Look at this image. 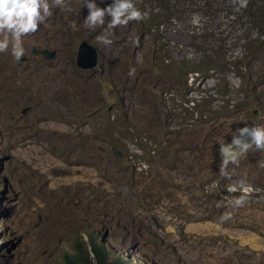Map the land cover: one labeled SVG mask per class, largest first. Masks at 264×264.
Listing matches in <instances>:
<instances>
[{
  "label": "rangeland",
  "instance_id": "obj_1",
  "mask_svg": "<svg viewBox=\"0 0 264 264\" xmlns=\"http://www.w3.org/2000/svg\"><path fill=\"white\" fill-rule=\"evenodd\" d=\"M45 2L36 33L0 29V264H60L88 235L108 261L264 264V0H132L146 18L95 30L88 6L115 0Z\"/></svg>",
  "mask_w": 264,
  "mask_h": 264
},
{
  "label": "clouds",
  "instance_id": "obj_2",
  "mask_svg": "<svg viewBox=\"0 0 264 264\" xmlns=\"http://www.w3.org/2000/svg\"><path fill=\"white\" fill-rule=\"evenodd\" d=\"M88 7L90 11L86 16L84 23L88 28L93 30H95L96 27L104 25V17L106 13L111 17L108 23L109 28L117 25L126 26L129 20H140L146 18L147 15L146 13L142 14L139 10H137L133 5L132 0H115L114 4L107 5L104 8L94 7L91 4ZM41 9L43 10V15H41ZM50 15L51 13L48 11V5L45 0H0V29H10L17 37L21 34L36 33L39 30L38 24L43 23L44 17ZM97 39L99 40L101 37H97ZM4 47L5 44L0 43V50ZM23 54L24 49L22 47H18L13 51L15 59H19V57ZM78 68L82 69L79 65ZM133 73L134 70L130 69L129 75L131 76ZM192 73H195V71L188 73L186 76H190ZM186 101V104H188L191 100L186 99ZM237 131L243 134L245 132H249V129L245 126ZM250 134L253 138L252 143L256 144L257 147H264V127L257 126L251 130ZM233 144H240L238 137L235 135L233 136L231 144L221 142L220 152L224 158L222 167L224 164H227L229 160H232L234 163L238 162L237 158L239 155L247 152L251 147L250 144H243L240 147V153H235L232 151ZM99 245L103 246L105 249L107 248L102 243H99ZM124 257L116 256L109 259V261H122L124 264H133L132 261L130 262V260H128V257Z\"/></svg>",
  "mask_w": 264,
  "mask_h": 264
},
{
  "label": "trees",
  "instance_id": "obj_3",
  "mask_svg": "<svg viewBox=\"0 0 264 264\" xmlns=\"http://www.w3.org/2000/svg\"><path fill=\"white\" fill-rule=\"evenodd\" d=\"M191 71L202 73V70L197 66H191L186 69L188 73ZM88 241L91 244V251L89 250L87 253L79 245H76L74 252L63 251L60 264H124L122 261H108L106 249L99 245V242L92 235H89ZM90 253H92V256H90Z\"/></svg>",
  "mask_w": 264,
  "mask_h": 264
},
{
  "label": "water",
  "instance_id": "obj_4",
  "mask_svg": "<svg viewBox=\"0 0 264 264\" xmlns=\"http://www.w3.org/2000/svg\"><path fill=\"white\" fill-rule=\"evenodd\" d=\"M32 50L35 51L34 48H32ZM38 52L44 53L48 57L54 54V51L47 52L45 50H38ZM97 60L98 50L93 45L81 41L76 52V63L82 68H91L97 64ZM249 133H243L238 138L240 144H234L233 149H239L242 144L246 143L249 140Z\"/></svg>",
  "mask_w": 264,
  "mask_h": 264
}]
</instances>
